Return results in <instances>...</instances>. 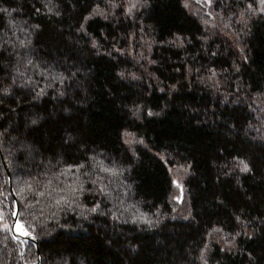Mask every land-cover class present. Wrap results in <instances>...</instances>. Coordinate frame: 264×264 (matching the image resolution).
<instances>
[{"label": "trees", "instance_id": "trees-1", "mask_svg": "<svg viewBox=\"0 0 264 264\" xmlns=\"http://www.w3.org/2000/svg\"><path fill=\"white\" fill-rule=\"evenodd\" d=\"M187 1L0 0V264H264V12Z\"/></svg>", "mask_w": 264, "mask_h": 264}, {"label": "rangeland", "instance_id": "rangeland-1", "mask_svg": "<svg viewBox=\"0 0 264 264\" xmlns=\"http://www.w3.org/2000/svg\"><path fill=\"white\" fill-rule=\"evenodd\" d=\"M216 1L217 0H199L198 2V0H188L187 5L193 13H195L196 15L198 14L199 17H203L205 22L211 23V21L213 20L212 18L214 17L213 8L215 6ZM126 2H127L128 10L131 11L132 13L135 12L140 7V4H141L140 0H126ZM259 2H260V9L263 10L264 12V3H262L261 0ZM125 142L128 147L132 148L133 145L136 144L137 141H135V138L131 134H128L125 136ZM170 172H171L170 175H172L173 188H174V199L173 200L178 206H182L184 202L183 200L185 198V188L183 187H184V181H185L186 175L183 170L177 169V168H170ZM6 200H7L6 194L0 192V212H2V215H0V224L1 223L3 225L7 224L9 226V224L5 220ZM12 216H13V213H12ZM8 228L11 229L12 225H10ZM16 233L18 232L16 231ZM26 237H31V236H26Z\"/></svg>", "mask_w": 264, "mask_h": 264}, {"label": "water", "instance_id": "water-1", "mask_svg": "<svg viewBox=\"0 0 264 264\" xmlns=\"http://www.w3.org/2000/svg\"><path fill=\"white\" fill-rule=\"evenodd\" d=\"M7 175H8V179H9V183H10V190L13 193L12 178H11V174H10V172L8 170H7ZM13 197L16 200L15 195ZM17 221H19V208H18V204H17V200H16V210L13 213L11 234L13 235V237L15 239H17L19 241H25V242L34 244L36 246V248H37V254H38L39 261H40L41 257H40V251H39V248H38V242L32 237H26V236H22V235L16 233V223H17ZM36 264H38V263H36Z\"/></svg>", "mask_w": 264, "mask_h": 264}, {"label": "snow or ice", "instance_id": "snow-or-ice-1", "mask_svg": "<svg viewBox=\"0 0 264 264\" xmlns=\"http://www.w3.org/2000/svg\"><path fill=\"white\" fill-rule=\"evenodd\" d=\"M198 2H199V0H198ZM261 2L262 3H264V0H261ZM134 6V5H133ZM142 142V141H141ZM243 163V162H242ZM243 170H245V171H247L248 170V166H247V164H245L244 165V169ZM177 186H179V185H177ZM21 191H23V190H21ZM0 215H2V212H0ZM3 227L5 228V229H7L9 226L7 225V224H4L3 225ZM16 231L20 234V235H22V236H30L31 235V233L25 228V226L23 225V224H21L19 221H17V223H16ZM34 238V237H33Z\"/></svg>", "mask_w": 264, "mask_h": 264}]
</instances>
